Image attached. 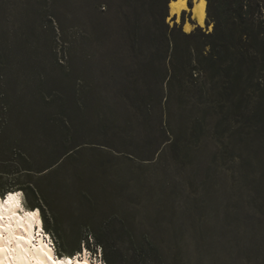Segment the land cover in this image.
I'll return each instance as SVG.
<instances>
[{"label": "rangeland", "instance_id": "374dc122", "mask_svg": "<svg viewBox=\"0 0 264 264\" xmlns=\"http://www.w3.org/2000/svg\"><path fill=\"white\" fill-rule=\"evenodd\" d=\"M189 8L191 30H211L207 2L202 25ZM71 34L44 0H0V190L39 205L58 254L83 242L97 264H264L259 80L233 72L219 103L216 79L195 78L179 101L150 68L132 83L103 56L90 93Z\"/></svg>", "mask_w": 264, "mask_h": 264}, {"label": "trees", "instance_id": "16d2710c", "mask_svg": "<svg viewBox=\"0 0 264 264\" xmlns=\"http://www.w3.org/2000/svg\"><path fill=\"white\" fill-rule=\"evenodd\" d=\"M168 1L44 0L59 28L65 25L71 30V43L90 66V93L96 88L95 66L103 56L110 58L113 74L125 71L127 78H137L150 68L155 84L166 83L168 95H177L179 101L185 91H196L195 78L216 79L219 103L227 101L233 72L256 77L258 86H264V0H208L206 25L211 23V30L197 27L189 32L182 29L185 10L181 24L167 21ZM29 190L31 200L47 206L43 190ZM93 234L98 244L103 243V230Z\"/></svg>", "mask_w": 264, "mask_h": 264}, {"label": "bare ground", "instance_id": "6f19581e", "mask_svg": "<svg viewBox=\"0 0 264 264\" xmlns=\"http://www.w3.org/2000/svg\"><path fill=\"white\" fill-rule=\"evenodd\" d=\"M206 2H207L206 0H193V5L190 8L187 6L186 9H180L176 5L175 0H172L170 2L171 14L180 15V13L183 10H188L189 8V11L191 12V18L197 24L202 25L206 19ZM182 27H183V30L186 32H189L192 29V25L188 21H185ZM6 193H7V196H5V198L4 196H0V198H4V201H0V203L8 201V197L10 193L9 192H6ZM12 194H15V196L12 198L13 202H18L20 203V205L21 203H24V200L21 196L22 191L21 192L17 191ZM16 194H20V195L17 196ZM29 210H30L29 212H31L36 209L34 210L29 209ZM27 213L18 212L17 209L15 208V203H4V207L2 211L3 221H0V226H3L5 229L10 228L14 230L13 234L16 236H24L26 239L28 237H33V239L35 240V244L32 246L33 249H38L41 246V243H42L41 236H43L44 237L43 244H44L45 250L51 249L50 254L54 253V249L52 250V248L50 247L49 241H46L48 240L47 236L42 233L41 227L39 226V223L42 219L41 215H39L36 218L37 219V226H36L37 230L35 231L34 227L31 225V222L27 219V216H26ZM34 232L36 233L34 235L36 238H34L33 236ZM3 235L5 239H7L9 236V232L4 231ZM5 246L7 247V245ZM24 246L28 247L27 245H24ZM12 247H15V245H13ZM7 256L9 257V259L5 260L4 264H37L35 258H26L24 261L13 260L11 259V257L13 256L12 252H8ZM30 256L42 258L41 254L35 251L30 252Z\"/></svg>", "mask_w": 264, "mask_h": 264}, {"label": "snow or ice", "instance_id": "6c2138e0", "mask_svg": "<svg viewBox=\"0 0 264 264\" xmlns=\"http://www.w3.org/2000/svg\"><path fill=\"white\" fill-rule=\"evenodd\" d=\"M176 5L180 9H186L188 6V0H175ZM19 196L20 194H16ZM4 203H15V208L17 210H23L21 208L20 203L13 202L11 194L9 195L8 201L0 203V221H3V207ZM40 215L39 209L34 211L28 212L26 214L27 219L31 222L32 226H37V217ZM39 226L41 230L43 228V220L41 219ZM8 231L9 236L5 239L3 232ZM14 230L12 229H5L3 226H0V264H4V261L9 259L7 256L8 252H12L13 256L11 259L13 260H20L24 261L26 258H35L37 264H90V252L88 249V244L83 243L80 246V252H77L74 256L69 255L67 257H63L61 259H56L55 254L51 252V249L45 250L43 240L44 237L41 236V246L38 249H33L32 246L35 244V240L33 237H28L27 239L24 236H16L13 234ZM35 233H33V236ZM7 245V247L5 246ZM15 245V247H12ZM27 245L28 247H25ZM35 251L41 254L42 258L40 257H32L30 256V252ZM82 253V255H81Z\"/></svg>", "mask_w": 264, "mask_h": 264}, {"label": "water", "instance_id": "95a60500", "mask_svg": "<svg viewBox=\"0 0 264 264\" xmlns=\"http://www.w3.org/2000/svg\"><path fill=\"white\" fill-rule=\"evenodd\" d=\"M172 0H169L168 3H167V12H168V15H167V18H169L170 20H172V22H177V18L179 20V24H180V15H177V14H171V10H170V2Z\"/></svg>", "mask_w": 264, "mask_h": 264}]
</instances>
